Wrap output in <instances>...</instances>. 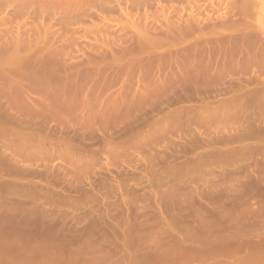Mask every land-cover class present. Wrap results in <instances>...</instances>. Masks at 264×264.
<instances>
[{"label": "rangeland", "instance_id": "374dc122", "mask_svg": "<svg viewBox=\"0 0 264 264\" xmlns=\"http://www.w3.org/2000/svg\"><path fill=\"white\" fill-rule=\"evenodd\" d=\"M1 59L0 264H264V0H0Z\"/></svg>", "mask_w": 264, "mask_h": 264}, {"label": "bare ground", "instance_id": "6f19581e", "mask_svg": "<svg viewBox=\"0 0 264 264\" xmlns=\"http://www.w3.org/2000/svg\"><path fill=\"white\" fill-rule=\"evenodd\" d=\"M253 0H239V2L243 3L244 5H247L248 3L252 2ZM116 2V1H115ZM122 9V8H121ZM246 10L243 9L242 10V14L245 16L246 15ZM138 29V28H136ZM141 28H139L140 30ZM221 29V31L226 30L225 28H219ZM138 31V30H137ZM219 31V30H218ZM15 32V31H14ZM17 32V31H16ZM15 32V33H16ZM210 32V31H209ZM29 33V32H28ZM33 33V32H32ZM19 34V32H18ZM27 34V33H26ZM14 35V34H13ZM23 35V34H22ZM21 35V36H22ZM25 35V34H24ZM12 36V35H11ZM15 36V35H14ZM14 36L11 37L14 38ZM30 37V36H29ZM43 37V36H42ZM2 38V37H1ZM9 38V37H3V39ZM22 38V37H21ZM28 38V36H27ZM18 39V38H17ZM25 39V38H24ZM36 39V38H35ZM41 39V38H40ZM45 38H43L44 40ZM7 40V39H6ZM5 40V41H6ZM9 40V39H8ZM16 40V37H15ZM46 42V39L44 40ZM7 42V41H6ZM5 42V43H6ZM13 42H16L13 40ZM18 42V41H17ZM21 43V41H19ZM18 42V43H19ZM42 42V41H41ZM8 44L10 43L7 42ZM23 43V42H22ZM26 43V42H25ZM37 43V42H36ZM13 44V43H11ZM11 44H9L11 46ZM17 44V43H16ZM20 46V45H19ZM19 46H17L19 48ZM26 46V45H24ZM13 48V46H11ZM21 47V46H20ZM41 47V46H40ZM16 48V46H15ZM23 45L21 47V50L23 51L24 49ZM17 50V48H16ZM40 50V49H39ZM2 51V50H1ZM5 51V50H4ZM3 51V53H4ZM7 51V50H6ZM19 52V51H18ZM2 53V52H1ZM10 53V51H9ZM12 53V52H11ZM15 53V52H14ZM18 54V53H17ZM19 54H21V52H19ZM25 54V53H22ZM5 55V54H4ZM13 55V54H11ZM8 56V55H6ZM10 56V54H9ZM15 56V55H13ZM18 58L21 56L16 55ZM15 56V57H16ZM12 57V56H11ZM17 58V59H18ZM3 59V58H2ZM2 59L0 61H2ZM5 59V57H4ZM8 60V59H7ZM12 63H13V58H11ZM10 59L8 61H11ZM7 61V62H8ZM16 61V60H15ZM5 62V60H4ZM6 63V62H5ZM4 65H8L7 63ZM12 63L9 62V64L12 65ZM3 64V62L1 63ZM14 65V63H13ZM20 66V64H18ZM18 67V66H17ZM257 78V77H256ZM255 78V79H256ZM253 80V79H252ZM250 80L249 82H246L245 80H238L236 82H230V84L228 86H226L222 92L219 94V96L221 97V106L224 108H222V111L225 110V114H228L229 116L231 115L233 118H237L239 115L238 113H241L243 116L246 117V120L241 123L238 124L237 127H232L231 132H232V136L225 141V145H239L240 147H238L237 149L242 148L241 146L243 145V147L245 146V144H247V141H250L251 139H255L254 135H256L257 132H261L264 131V119L261 118L259 115H256L254 112H249L251 109L254 108H261L264 106V82L262 80ZM262 81V82H261ZM256 86V87H253ZM240 114V115H241ZM49 139V138H47ZM60 139V138H59ZM52 141V140H51ZM63 141V139H62ZM51 143V142H49ZM54 144V143H53ZM247 146V145H246ZM236 146L233 147V149ZM236 149V148H235ZM234 149V150H235ZM236 149V150H237ZM256 249V248H255ZM254 251V250H253ZM252 251V252H253ZM261 251V250H260ZM264 251V250H263ZM262 252V251H261ZM264 253V252H263ZM262 253V254H263ZM255 255V252L253 253ZM258 254V253H257ZM256 254V255H257ZM260 254V252H259ZM214 256V255H213ZM253 256V255H252ZM259 256V255H258ZM257 256V257H258ZM206 258V257H204ZM209 258V257H208ZM261 258V257H260ZM203 259V258H202ZM213 258H211L212 260ZM248 259V258H247ZM251 259V258H250ZM254 259H256V257H254ZM199 260V259H198ZM204 260V259H203ZM202 260V261H203ZM249 260V259H248ZM200 261V260H199ZM202 261L200 263H202ZM246 261V259H245ZM253 261V260H251ZM260 261V260H259ZM207 262V260L205 261ZM255 262H258L255 261ZM259 263V262H258ZM257 263V264H258Z\"/></svg>", "mask_w": 264, "mask_h": 264}]
</instances>
